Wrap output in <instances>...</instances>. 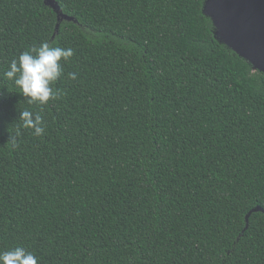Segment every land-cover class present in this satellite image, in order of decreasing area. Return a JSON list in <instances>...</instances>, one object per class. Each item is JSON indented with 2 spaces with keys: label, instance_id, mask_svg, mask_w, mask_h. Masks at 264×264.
I'll return each mask as SVG.
<instances>
[{
  "label": "trees",
  "instance_id": "trees-1",
  "mask_svg": "<svg viewBox=\"0 0 264 264\" xmlns=\"http://www.w3.org/2000/svg\"><path fill=\"white\" fill-rule=\"evenodd\" d=\"M206 1L0 0V250L264 264V73L217 39ZM43 42L74 56L41 107L4 73Z\"/></svg>",
  "mask_w": 264,
  "mask_h": 264
},
{
  "label": "clouds",
  "instance_id": "clouds-1",
  "mask_svg": "<svg viewBox=\"0 0 264 264\" xmlns=\"http://www.w3.org/2000/svg\"><path fill=\"white\" fill-rule=\"evenodd\" d=\"M73 56L72 48L43 42L39 47H33L14 58L4 76L20 89L28 104L43 107L60 95L54 85L63 75V63H67ZM68 76L71 80L77 79L76 73H69ZM19 119L23 122L22 129L32 130L33 135L39 137L45 133L46 125L40 114L23 110ZM21 135V128H18L15 136L11 137L13 146H16ZM0 264H38V259L23 246H17L0 250Z\"/></svg>",
  "mask_w": 264,
  "mask_h": 264
},
{
  "label": "water",
  "instance_id": "water-1",
  "mask_svg": "<svg viewBox=\"0 0 264 264\" xmlns=\"http://www.w3.org/2000/svg\"><path fill=\"white\" fill-rule=\"evenodd\" d=\"M46 2L60 14L54 0ZM204 13L217 39L264 73V0H207Z\"/></svg>",
  "mask_w": 264,
  "mask_h": 264
}]
</instances>
